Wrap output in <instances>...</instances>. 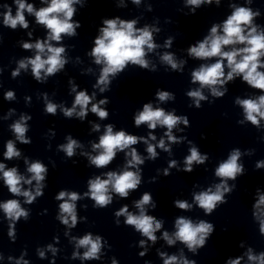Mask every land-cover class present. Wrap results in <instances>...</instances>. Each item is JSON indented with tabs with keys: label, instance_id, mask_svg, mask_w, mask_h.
Masks as SVG:
<instances>
[{
	"label": "clouds",
	"instance_id": "1",
	"mask_svg": "<svg viewBox=\"0 0 264 264\" xmlns=\"http://www.w3.org/2000/svg\"><path fill=\"white\" fill-rule=\"evenodd\" d=\"M45 7L36 8L33 3H28L27 0H14L16 5L15 15L12 14V8L9 4H0V7L5 11L0 13L3 16V25L15 30L17 26L28 29L29 23L26 20L25 12L35 17V22L42 25L47 30L45 39H36L34 43L24 42L22 44L25 50H35L33 57H25L17 62V67L11 72L13 79L20 76L21 70L25 72L31 68V75L34 80L43 84L47 82L48 77L55 76L61 72L68 60L65 56L66 48L64 46H55L53 42L60 44L63 37H75L78 35L77 29L82 25L79 21L73 20L77 13L75 5L81 8L85 6L81 0H40ZM141 0H132V3L139 5ZM254 0H243V4L237 0H228V6L231 9L230 14L220 22H213L207 31V34L202 39L191 43L186 49L187 55L194 60L203 61L199 67L193 69L190 73L192 84H198V87L186 92V96L192 100L189 107L200 109L201 101H207L209 104L215 100H208L204 94V89L207 88L214 98H223L228 92L227 85L234 83L237 79L245 84L250 89L259 91V95L245 99L239 96L235 98V104L243 109V119L237 123L244 125L250 122L257 130H261V120H264V25L257 23V19L261 17L259 9H253L251 5ZM222 0H184V7L189 9L185 15H195L197 10L205 5H215L219 7ZM116 6L124 7L123 0H120ZM149 11L152 6L148 5ZM182 11V10H181ZM138 20H124L119 16L107 19H102V26L99 27V34L95 37L91 51L88 56L94 58V63L100 65L99 76L94 89H98L100 93L111 90L112 80L118 74L123 73L129 65L138 66L140 69H146L150 72H155L156 66L146 58L149 53H153L159 44L154 42V32H159L160 29L144 25L137 27ZM29 37L32 33H28ZM174 37H169L164 42V47L170 49L173 44ZM2 42V37H0ZM164 65H168L172 72L183 73L186 61L177 60L175 54L171 51H166L159 57ZM90 72L91 69H88ZM165 71H169L166 68ZM3 69H0L2 74ZM70 93H75V98L71 107H65L63 104H57L48 99V93H41L45 102L44 114L55 116L57 109L63 113V116L71 119L73 117L83 122L89 111L95 114L101 120L109 117V112L106 106L110 103L107 97L99 99L97 103L92 101L96 98V92L91 95L87 90L77 91L78 86L72 79L68 81ZM4 100L13 101L16 99L14 91H6ZM155 98L159 102L175 100V94L170 91L157 89ZM30 103L31 97H25ZM89 104L91 108L89 109ZM15 109L10 108L2 117L8 120ZM32 119L31 115L21 114L20 118L9 125V129L15 136V141L8 139L5 143V151L3 158L5 161H10L13 158H20L21 151L16 147V141L23 145L31 144V138L26 136L29 131L28 121ZM146 124L150 130H155L157 126L167 129L164 136L170 143H180L187 140V136L177 138L173 135V129L178 125L183 124L185 127H190V121L186 115H176L175 109L165 111L161 107H153L152 102L143 104L142 110L134 113V125L139 127ZM113 124L105 125L103 134L99 137L98 143H92L91 153L82 152L81 155L86 156L90 166L96 168H104L108 166L117 156V152H124L126 163L122 171H108L101 178L96 175L94 178L87 180V191L82 195L77 191H69L61 189L54 197L58 201V212L55 217L57 221L65 226L64 236L69 238V243L74 246L70 259L79 260L81 264L85 261H100L106 255L105 249L111 250V245L108 241L99 234L92 232L85 233L82 237L70 235L71 230L76 228L78 223L87 222V217H79L77 214V202L85 198L93 201L92 207L95 209H103L112 205L114 196L121 199H127L130 190H136L142 181V168L145 163V158L142 157L134 145L143 142L147 145V159L155 161L159 153L157 148L172 154L170 144H166L165 139L161 138L157 143L153 144L150 141H156L155 135L149 131L147 138L127 133L121 129L114 131ZM55 136V132L50 130ZM92 131H100L99 124H92ZM183 132L184 128H179ZM204 138V137H202ZM67 143L58 146V151L66 154V157L71 159L76 155V149L82 148L83 145L76 139H73L71 134L65 137ZM264 140V137L261 138ZM189 155L184 157L183 167L177 160L172 159L168 162V166L162 170L158 169V175L162 174L167 177L171 174V169L185 173L194 171L193 165H202L208 159V154H201L199 148L193 141L188 140ZM50 147V146H49ZM128 150V151H125ZM254 149L241 152L239 148H233L226 160L220 162L215 168L214 175L219 182L207 187L205 190L192 193V203L185 199H175L173 206L181 211H190L194 206L201 209L205 216L211 215L221 205L228 203L226 197L231 195L236 189L235 181L239 176L246 173V169L241 162L242 155H251ZM75 163V161H73ZM55 167V162H51ZM24 164L27 165L29 176L21 174L17 167H8L6 163L0 162V180L3 181V187L12 197H23V204L32 205L38 198L44 195L46 188V179L49 173L48 167L40 160L29 162L27 157L24 158ZM134 169V170H133ZM255 169H264V160H260L255 164ZM156 177H152L151 182H155ZM229 181H233L231 185ZM34 187L25 188L24 185ZM195 187V185H194ZM257 199L252 205V217L258 225V232L261 237H264V193L260 192L259 187L256 188ZM135 208L138 213L129 211L127 204L121 206L114 212V223L120 226L121 217L125 227H131L135 232L139 233L141 239L135 245L142 249L139 251V257H145L150 248L155 246L158 241L156 235L164 227V220L157 219L154 215L148 214L146 206L155 210L157 207L156 201L150 192L145 191L139 200L134 201ZM87 209V205H83ZM0 210L4 213V221L7 222V236L11 242L17 239V223L23 218L27 222L31 217V210L22 206L18 199L10 198L0 202ZM47 209L41 214H46ZM175 231L171 234L165 230L161 232L159 239H162L169 247L174 246L179 242L184 245V248L193 256L199 254V250L207 245V241L211 238L215 231L213 223L199 219L193 221L185 216H178L175 219ZM60 242L59 236L53 237V243H48L45 247H37L36 254L41 260L48 259L46 251L51 252L52 259L50 264H55V258L61 251L56 245ZM239 248L246 249L241 255L228 257L224 264H264V251L254 254V248L248 246L245 241H240ZM184 248L180 249L179 255L169 254L166 251L156 249L159 259L162 264H197L196 260L189 259L184 252ZM80 249H84L81 253ZM28 255L27 249L21 251L19 257L12 255L7 256L9 264H30V261L25 257ZM5 256L0 251V261H4ZM110 264H119L115 256L110 258ZM145 264H151L150 261H145Z\"/></svg>",
	"mask_w": 264,
	"mask_h": 264
}]
</instances>
